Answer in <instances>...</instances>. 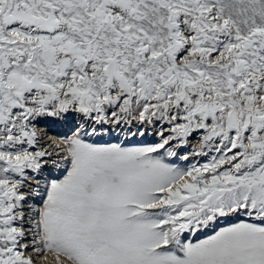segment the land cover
<instances>
[{"label": "snow or ice", "instance_id": "obj_1", "mask_svg": "<svg viewBox=\"0 0 264 264\" xmlns=\"http://www.w3.org/2000/svg\"><path fill=\"white\" fill-rule=\"evenodd\" d=\"M0 264H264V0H0Z\"/></svg>", "mask_w": 264, "mask_h": 264}, {"label": "rangeland", "instance_id": "obj_2", "mask_svg": "<svg viewBox=\"0 0 264 264\" xmlns=\"http://www.w3.org/2000/svg\"><path fill=\"white\" fill-rule=\"evenodd\" d=\"M49 259H51V258H49Z\"/></svg>", "mask_w": 264, "mask_h": 264}]
</instances>
